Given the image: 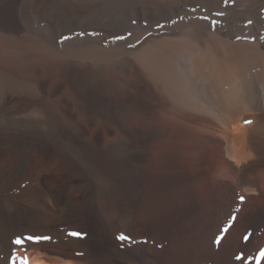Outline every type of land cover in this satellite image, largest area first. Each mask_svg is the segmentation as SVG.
Here are the masks:
<instances>
[{
    "label": "bare ground",
    "instance_id": "6f19581e",
    "mask_svg": "<svg viewBox=\"0 0 264 264\" xmlns=\"http://www.w3.org/2000/svg\"><path fill=\"white\" fill-rule=\"evenodd\" d=\"M45 1L0 0V264H163L146 238L189 236L202 242L198 264H264V0H225L213 29L163 36L130 59L87 41L58 50L39 33ZM63 129L105 181L125 133L120 162L134 160L140 182H118L123 200L77 182ZM106 192L118 217L95 203ZM156 196L167 205L142 216L138 204ZM100 214L101 234L143 243L95 258L85 235ZM28 235L51 240L12 243Z\"/></svg>",
    "mask_w": 264,
    "mask_h": 264
},
{
    "label": "rangeland",
    "instance_id": "374dc122",
    "mask_svg": "<svg viewBox=\"0 0 264 264\" xmlns=\"http://www.w3.org/2000/svg\"><path fill=\"white\" fill-rule=\"evenodd\" d=\"M224 2L225 0H46L38 13L36 21L42 26L39 33H43L45 29H48L52 34L54 46L61 52L68 50L70 46L76 43L87 41L104 49L115 50L121 58L130 59L146 44L163 36L178 35L180 33L200 34L203 30L202 26L213 29L217 24L216 14L219 5ZM250 12L245 8L239 19L242 20ZM133 21L135 22L133 23ZM80 33H84V35H80ZM128 33H131V35L129 36ZM65 36L71 38L64 40L63 37ZM117 36L126 37V40L115 39ZM129 45L133 47H129ZM127 77L132 78V72H129ZM113 85L118 87L115 79ZM105 89L106 87L102 94V100L111 101L114 98L113 91H105ZM68 123L72 124L73 120L69 119ZM64 131L66 133V144H64L63 149L64 157H66L68 163L74 166L72 168L73 173L80 176V181L77 182H100L102 186L112 190L116 197H122V200L124 194L122 192L120 194L116 193L118 192V182H140V174L134 160L127 166H123L120 162V156H124L126 153V142H130V137L125 133L117 132L120 143L115 155L119 156V162L112 163V177L109 181H105L102 174L100 175L101 178L96 174L90 165L89 159L76 156L71 151L68 145V129H63L62 132ZM227 169L229 168H225V170ZM226 174H229L235 181L233 170L229 169ZM104 196L106 202L98 199L95 200L96 205H98V208L105 206L110 208L112 211L110 216L118 217L117 207H115L107 192ZM142 202L138 204L137 210L142 216H145L151 211L155 212V210L167 205L168 198L166 196L148 197L144 201L142 199ZM126 219V217L123 218L125 223ZM101 222L102 216L100 214L98 220L94 222L97 229L89 230L85 235L90 252L99 260H102L103 257L105 260L119 254L118 248L121 243L124 246L132 247L142 244L144 241L138 235V237L131 236L132 240L135 241L134 243L121 242L116 239L117 232L113 233V238L108 235L107 237L99 231L98 226ZM148 239L149 237L146 238L148 250L151 249L158 254L159 261L163 264H198V248L200 243L202 244L200 238L189 236L185 240L180 238L171 240V242L161 241V244H155L148 241ZM145 259V264H157L158 261L151 259L149 256ZM128 261L131 264H139L136 258L128 259Z\"/></svg>",
    "mask_w": 264,
    "mask_h": 264
},
{
    "label": "snow or ice",
    "instance_id": "6c2138e0",
    "mask_svg": "<svg viewBox=\"0 0 264 264\" xmlns=\"http://www.w3.org/2000/svg\"><path fill=\"white\" fill-rule=\"evenodd\" d=\"M135 21H133L134 23ZM80 35H84V33H80ZM128 35L130 36L131 33H128ZM71 37H68V36H65L63 37L64 40H68L70 39ZM115 39H118V40H126V37H123V36H117L115 37ZM129 47H133L132 45H129ZM246 123H251V121H245ZM241 200L244 199V197H240ZM70 236H75V237H80L82 238L83 234L80 233V232H70L69 233ZM117 240L121 241V242H125V241H129V242H135L132 240V237L129 236V235H125L124 233H121L120 235H118L116 237ZM48 240H51V237L49 236H42V235H28L26 237H23L21 238L20 236H17L13 241L12 243L16 244V245H22L25 243V241H31V242H34V243H39L41 241H48ZM120 247H124V244L121 243ZM262 255H264V253H261ZM23 264H27V259L25 258L23 260Z\"/></svg>",
    "mask_w": 264,
    "mask_h": 264
}]
</instances>
